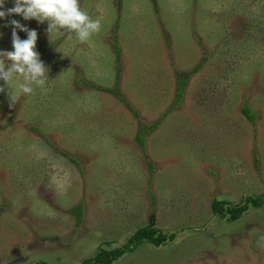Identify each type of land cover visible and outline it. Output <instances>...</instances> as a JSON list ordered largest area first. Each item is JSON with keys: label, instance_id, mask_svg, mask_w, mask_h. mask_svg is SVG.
<instances>
[{"label": "rangeland", "instance_id": "1", "mask_svg": "<svg viewBox=\"0 0 264 264\" xmlns=\"http://www.w3.org/2000/svg\"><path fill=\"white\" fill-rule=\"evenodd\" d=\"M80 6L102 22L86 43L0 19V50H13L4 25L16 19L36 30L49 69L13 107L0 93V264H81L142 227L174 240L113 264H264V207L233 223L211 210L214 199L264 195V0Z\"/></svg>", "mask_w": 264, "mask_h": 264}, {"label": "clouds", "instance_id": "2", "mask_svg": "<svg viewBox=\"0 0 264 264\" xmlns=\"http://www.w3.org/2000/svg\"><path fill=\"white\" fill-rule=\"evenodd\" d=\"M5 0H0V9H4ZM13 15L23 20H35L38 24L47 23L48 37L64 35L75 38L79 43H86L98 34L102 28L100 18L92 19L80 6V0H13V7L0 10V19ZM5 27L11 26L12 51L0 50V93L9 98V107H13L21 95H31L36 88L43 89L48 80V71L36 50L38 35L16 19L8 20ZM17 29L25 32L26 39H21ZM2 35V34H0ZM22 81V82H21ZM16 82V90L12 85ZM264 239V238H262Z\"/></svg>", "mask_w": 264, "mask_h": 264}, {"label": "trees", "instance_id": "3", "mask_svg": "<svg viewBox=\"0 0 264 264\" xmlns=\"http://www.w3.org/2000/svg\"><path fill=\"white\" fill-rule=\"evenodd\" d=\"M114 52L117 59H119V47L114 46ZM200 69V64L195 66L191 73H196ZM189 74L185 73L184 78L187 77ZM119 76V70L116 77V83L118 81ZM176 100L171 106V108L176 106L181 99L182 95V89L185 85V81L181 78H179V75H177L176 79ZM112 93L111 91H108ZM123 102L124 100L121 99ZM170 108V109H171ZM170 109L167 111V113L170 111ZM241 113L248 119L250 124H255V118L254 113L247 107L243 106ZM167 114L164 115V117ZM157 125V124H156ZM154 125V126H156ZM152 126V127H154ZM136 141L141 146V148H144V142L142 137V132L139 131V134L136 135ZM73 161V159H70ZM259 208L264 207V195H249L246 194L242 201L236 205L231 204L229 202L225 201H219L214 199L211 203V210L215 217H218L222 220H226L228 223H233L239 220L244 213H246L250 208ZM72 215L77 221V224L80 223L81 215H82V207L81 204L77 205L75 208L71 210ZM175 234L170 233H164L161 230L152 228V227H142L137 229L134 234H132L127 242L123 244L122 246L118 248H113L110 250H106L103 248H98V252L84 260L81 264H113L115 261L120 259L125 253L134 251L137 247L140 245L147 243L149 245L154 246L155 248L160 246H165L167 242H171L174 240ZM30 264H47L44 261H38L35 263Z\"/></svg>", "mask_w": 264, "mask_h": 264}]
</instances>
